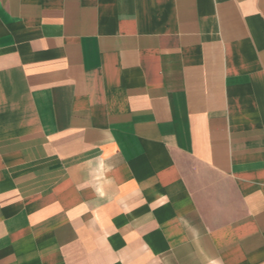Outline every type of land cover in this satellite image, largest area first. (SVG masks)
<instances>
[{
    "label": "crops",
    "instance_id": "0c3cea01",
    "mask_svg": "<svg viewBox=\"0 0 264 264\" xmlns=\"http://www.w3.org/2000/svg\"><path fill=\"white\" fill-rule=\"evenodd\" d=\"M0 264H264V0H0Z\"/></svg>",
    "mask_w": 264,
    "mask_h": 264
}]
</instances>
